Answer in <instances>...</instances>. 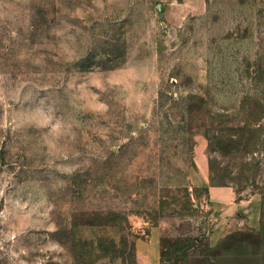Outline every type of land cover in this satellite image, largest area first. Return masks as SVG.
<instances>
[{"label":"rangeland","instance_id":"obj_1","mask_svg":"<svg viewBox=\"0 0 264 264\" xmlns=\"http://www.w3.org/2000/svg\"><path fill=\"white\" fill-rule=\"evenodd\" d=\"M0 264H264V0H0Z\"/></svg>","mask_w":264,"mask_h":264}]
</instances>
